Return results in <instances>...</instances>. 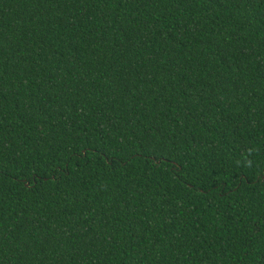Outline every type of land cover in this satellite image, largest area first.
Returning <instances> with one entry per match:
<instances>
[{"label": "trees", "instance_id": "16d2710c", "mask_svg": "<svg viewBox=\"0 0 264 264\" xmlns=\"http://www.w3.org/2000/svg\"><path fill=\"white\" fill-rule=\"evenodd\" d=\"M0 264H264V0H0Z\"/></svg>", "mask_w": 264, "mask_h": 264}]
</instances>
